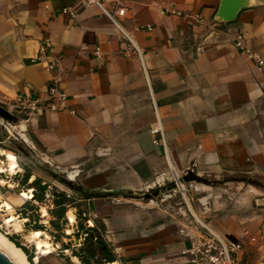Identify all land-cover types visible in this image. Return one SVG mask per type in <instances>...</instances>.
Instances as JSON below:
<instances>
[{
  "label": "crops",
  "instance_id": "crops-1",
  "mask_svg": "<svg viewBox=\"0 0 264 264\" xmlns=\"http://www.w3.org/2000/svg\"><path fill=\"white\" fill-rule=\"evenodd\" d=\"M221 2L125 0L118 20L138 51L97 5L71 16L62 9L78 0H0V100L24 114L33 147L50 160H98L81 186L100 192L83 199L113 245V262L191 264L190 240L179 232L186 218L146 211L150 199L121 204L125 191L160 189L179 175H264V69L236 45L241 36L264 58V0L227 22L215 19ZM45 40L51 47L34 62ZM55 74L68 95L61 110L45 107ZM21 96L43 106L32 110ZM195 184L185 200L197 218L243 243L237 264H264V202L229 203ZM190 187L210 196L196 202Z\"/></svg>",
  "mask_w": 264,
  "mask_h": 264
},
{
  "label": "rangeland",
  "instance_id": "rangeland-1",
  "mask_svg": "<svg viewBox=\"0 0 264 264\" xmlns=\"http://www.w3.org/2000/svg\"><path fill=\"white\" fill-rule=\"evenodd\" d=\"M0 103L9 109L13 114L18 117L17 122H7L3 119H0V231L8 236L11 240L15 238V241L19 242L23 248H26L29 254L32 255L31 262L34 263V257L38 256L40 262L38 264H80L82 263L79 256L82 258L86 256L85 249H88L89 243L88 239H82L84 233L87 230L81 229L84 220L77 218L78 229L73 233L72 226L67 225V220L62 218L58 224L53 225L52 220L47 224V229L42 224L44 229L36 228L35 224L33 225V220H43L47 221L46 218L41 217L40 206L37 205L31 199L32 195L27 192V190L21 191L22 194H19L17 189L21 188L17 186L18 181L23 183L24 177L29 174L30 176L35 175L37 179H43L50 182L55 188H65L69 187L64 184L62 181L63 174L71 176L76 183L80 186L82 185L84 175L90 172V169L93 165H98V160L94 161H84V162H73L71 164L62 165L56 161H52L46 155H43L40 151L35 149L32 145V140L29 135L25 132V126L23 124L24 114L19 112V109L13 107L12 104H7L4 102ZM22 149L28 152V156L22 152ZM96 157V156H95ZM77 166L83 167V171H78ZM23 172L22 176H14L12 174H19ZM53 172H57L59 175L54 176ZM6 175L8 176L6 178ZM73 175H76L73 177ZM4 178V179H3ZM190 179H196L197 183L207 185L206 190H209L211 193L221 192V197L226 199L231 203H235L238 198H241V203L248 204L254 207H258L257 203L264 202V175L260 174H243L237 177H205V178H194L189 177ZM234 181H230V180ZM195 182V183H196ZM28 183V182H27ZM189 181L185 182L186 186H190ZM192 183L193 185L195 184ZM3 184V185H2ZM20 185V186H21ZM196 185V184H195ZM222 185V191L219 190ZM25 186H28L25 184ZM225 186V188H223ZM71 189V188H70ZM122 195H125L123 193ZM169 198L166 201H161L158 199V196L154 194L150 200L154 207L147 208L146 211L155 212L156 210H166L168 212H173L179 217H184L186 214H190L191 205L186 202L184 196L180 191L176 193H169ZM189 197H194L197 202V197L210 196L207 191H195L190 190L188 192ZM83 199L80 195L78 196ZM121 204H141L145 200L133 201L129 198L123 197L120 199ZM192 202L193 208L198 209V203ZM237 203V202H236ZM141 208V205H137ZM190 206V208H189ZM19 207L22 208L21 212L24 217L29 216L31 223H26L25 227L22 226V221L17 217V212H19ZM78 212L84 210L86 204L84 201L77 204ZM264 207V206H259ZM50 213L49 218H55L53 212ZM29 214L28 211H31ZM66 210V209H65ZM193 211V209H192ZM198 211V210H197ZM196 211V212H197ZM42 212L44 216L48 215V210L45 206H42ZM199 213V212H197ZM13 214V216H12ZM161 214V213H160ZM163 216L165 218H170L169 214L163 211ZM196 215V214H195ZM69 216V214H68ZM94 218L96 217L93 215ZM198 217V216H197ZM48 218V217H47ZM70 221L75 225L74 217L71 216ZM57 222V220H56ZM96 229H93V233L99 235L102 242L107 246V249L112 251L113 245L106 237V234L103 228L99 225L96 219ZM68 233H73L72 235H67ZM84 232H83V231ZM91 233L88 229V234ZM67 240L68 243L74 245L71 246L68 251H62V249L53 250L51 242L54 243H63L62 247H68L65 245L64 241ZM72 240V242H70ZM13 241V240H12ZM22 248V249H23ZM97 256L90 259L91 264H99L101 261L105 260L106 254L100 252L98 246H96ZM26 253V252H25ZM29 254L27 257L29 259ZM79 255V256H77ZM98 258V259H96ZM111 263H121L125 264L124 260H116V262H108L105 264ZM32 264V263H31Z\"/></svg>",
  "mask_w": 264,
  "mask_h": 264
},
{
  "label": "built area",
  "instance_id": "built-area-1",
  "mask_svg": "<svg viewBox=\"0 0 264 264\" xmlns=\"http://www.w3.org/2000/svg\"><path fill=\"white\" fill-rule=\"evenodd\" d=\"M92 5H97L98 7L101 8L104 14H106L111 21L117 26V28L120 30L123 38L129 42L135 49H138L137 45L134 42V39L131 34L126 32L118 18L123 16L126 13V5H125V0H78V4L74 6H68L64 7L62 11L64 13H68L71 16H76L79 12L80 9L82 8H87ZM164 13H173V14H178L181 15L182 12L179 10H176L174 8H165ZM236 45L243 49L247 56L252 59L255 63L258 69H264V58L256 53L248 49L243 41V37H239L237 40ZM51 47V42L49 40H45L41 46H40V55L37 57L33 58L32 60L39 61L43 58L44 53ZM100 49H96V53H99ZM60 64V58L55 59L49 64V69L50 70H55L59 68ZM18 101L21 102H26L27 105L32 109L36 110L41 108L43 106L40 104V99L39 98H28V97H19ZM67 101H68V95L67 93L62 89L60 85V79L57 74L52 76L51 84L48 88V102L45 104V107H47L50 110H61L66 108L67 106ZM24 170L20 172L19 174H12L14 176H22ZM8 176L6 175V178ZM4 179V178H3ZM36 176H30L28 180V184L32 183L34 180H36ZM3 185V184H2ZM21 181L19 180L17 183V186L21 187L18 188L19 194H22L21 191L27 190L30 192L32 195L31 199L33 202H35L37 205L41 204L40 206V214L42 218H46L47 221L45 222V219L41 220L39 219L38 221L35 219L33 222L27 215V217L21 216L22 215V208L19 207V212L17 213V217L21 219L22 221V226L23 228L25 227L26 223H33L37 224L39 223H44L43 225L47 228V224L49 221H51L52 218L50 217L51 211L56 207V199L58 198L59 194H64L67 198L68 201L63 204L66 208L65 210V217L63 218L64 220L66 219L67 225L72 226L73 233L76 232V229H78V224H77V218H79V214L81 213L82 217L80 219L84 220V233H82L83 238L85 239L86 236H88V229H96V223H95V218L93 215L94 211L90 208L87 199H82L78 197V195L70 188L65 189V188H55L50 182L47 180H41L40 179V186H31L27 187L25 185H21ZM192 182L190 183V186H192ZM181 194L184 196V198H187V188L186 185L182 189H180ZM39 195V196H38ZM86 202V207L84 210H80L78 212V207L77 204L79 202ZM120 201V199L118 200ZM42 206H45L46 209L48 210V215L44 216L42 212ZM190 208V207H189ZM190 215L189 217L188 214L185 215L186 222L184 224H181L179 227V232L183 234L184 236L188 237L190 240V245L184 250V254H186L189 258V262L191 264H237V254L243 249V243L234 241V240H229L226 239L223 235H221L218 231H216L212 226H210L208 223L202 222L197 218L195 213L191 210L190 208ZM31 211H28L27 214H29ZM72 213L75 218V225L70 221V218L68 216L69 213ZM88 215L92 218L94 221L95 225L90 226L87 221ZM48 217V218H47ZM62 219V220H63ZM61 220V221H62ZM67 235H72L73 233H68V230H66ZM252 240H255V238H252ZM72 242V240L70 241ZM65 245L68 247H62L63 243H54L53 241L51 242L53 246V250H58L62 249V251H68L71 246H74L70 243L67 242V240L64 241ZM71 245V246H69ZM82 264V263H80Z\"/></svg>",
  "mask_w": 264,
  "mask_h": 264
},
{
  "label": "water",
  "instance_id": "water-1",
  "mask_svg": "<svg viewBox=\"0 0 264 264\" xmlns=\"http://www.w3.org/2000/svg\"><path fill=\"white\" fill-rule=\"evenodd\" d=\"M255 0H222L219 10L215 15V19L220 22L232 21L236 18L238 12L242 8H246L251 6ZM0 119H3L7 122H17L18 117L13 114L9 109L4 107L0 103ZM68 177V178H67ZM63 183L66 184L69 188H71L78 196L85 198V196L89 197H97L100 195L98 191H86L75 182L74 179L69 178L68 175L65 174V178L62 179ZM193 179H190L189 176H178V179L174 178L173 185L170 187H165L160 190V192L148 190L146 192H142L139 190L129 189L125 191V195H122L125 198L141 200V199H151L154 194L160 196V198H164L165 194L172 190H180L178 186V182H186ZM19 192V190H17ZM112 193V192H107ZM0 264H15L1 249H0Z\"/></svg>",
  "mask_w": 264,
  "mask_h": 264
},
{
  "label": "trees",
  "instance_id": "trees-1",
  "mask_svg": "<svg viewBox=\"0 0 264 264\" xmlns=\"http://www.w3.org/2000/svg\"><path fill=\"white\" fill-rule=\"evenodd\" d=\"M30 175L27 174L24 177L23 183L27 184V187H31V186H40V179H36L34 180L32 183H27L29 180ZM24 184V185H25ZM39 196V195H38ZM68 201V198L64 195V194H59L58 198L56 199V210L53 212L54 216H56L55 218L51 219L53 225H55L56 223L58 224L62 218L64 217L65 214V206L63 204H65ZM82 217L81 213L79 214V219ZM57 220V222H56ZM62 222V221H61ZM84 225V222L83 224ZM36 228H41L44 229L42 224H35ZM85 226H82L81 229H84ZM47 229V228H46ZM44 229V230H46ZM89 231L91 233L88 234V236H86L85 239H88V242H90L88 249H85V253H87L86 256H83L82 258L79 256L82 264H91L90 259L95 258L97 256V251H96V246H98V249L100 252H103V254H106L105 256V260L101 261L99 264H105L108 262H113L114 261V256L112 254V252L110 253V251L107 249V246L102 242L101 238L99 235H96L93 233V229L89 228ZM19 247L23 248L19 242L15 241V238L12 239ZM23 250L26 252V254H29L28 250L26 248H23ZM29 261L31 260L32 255L29 254ZM28 258V257H27ZM98 259V258H96ZM40 262L38 256L34 257V263L30 261V263L32 264H38Z\"/></svg>",
  "mask_w": 264,
  "mask_h": 264
},
{
  "label": "bare ground",
  "instance_id": "bare-ground-1",
  "mask_svg": "<svg viewBox=\"0 0 264 264\" xmlns=\"http://www.w3.org/2000/svg\"><path fill=\"white\" fill-rule=\"evenodd\" d=\"M183 184H184V182H179L178 186L180 187ZM27 192H29V191H27ZM12 216H13V214H12ZM71 216L74 217V215L70 212L69 213V218H71ZM74 220H75V218H74ZM87 221H88V224L90 226H92V225L94 226L95 225L94 221L92 220V218L89 215L87 217ZM0 249L15 264H31L30 261L27 258V254L25 253V251L1 231H0ZM111 264H120V263H111Z\"/></svg>",
  "mask_w": 264,
  "mask_h": 264
},
{
  "label": "flooded vegetation",
  "instance_id": "flooded-vegetation-1",
  "mask_svg": "<svg viewBox=\"0 0 264 264\" xmlns=\"http://www.w3.org/2000/svg\"><path fill=\"white\" fill-rule=\"evenodd\" d=\"M22 152H23L24 154H26L27 156L29 155L28 152H26V151L23 150V149H22ZM53 175L57 177V175H59V174H58L57 172H53ZM63 178H65V174H63V176H62L61 179H63ZM67 178H68V177H67ZM172 185H173V183H171V184H169V185H167V186H165V187H170V186H172ZM165 187H163V188H165ZM161 189H162V188H160V189H156V190H153V192L156 191V192L158 193V192H160Z\"/></svg>",
  "mask_w": 264,
  "mask_h": 264
}]
</instances>
